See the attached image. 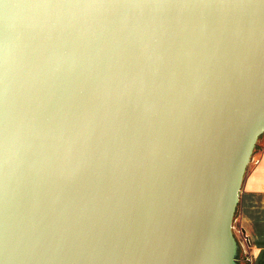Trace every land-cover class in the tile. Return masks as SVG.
<instances>
[{
  "label": "water",
  "instance_id": "1",
  "mask_svg": "<svg viewBox=\"0 0 264 264\" xmlns=\"http://www.w3.org/2000/svg\"><path fill=\"white\" fill-rule=\"evenodd\" d=\"M264 133V0H0V264H240Z\"/></svg>",
  "mask_w": 264,
  "mask_h": 264
},
{
  "label": "rangeland",
  "instance_id": "2",
  "mask_svg": "<svg viewBox=\"0 0 264 264\" xmlns=\"http://www.w3.org/2000/svg\"><path fill=\"white\" fill-rule=\"evenodd\" d=\"M256 168H257V172L254 174ZM263 175H264V138L258 142V145L255 148L251 161L247 167L245 179L248 177L254 183V181L255 182L260 181ZM243 187H245L244 183L242 185V189L240 193V201L233 222V226H235L233 229L237 237V240L239 238L237 230L240 227H242L241 222L239 220V216L242 213V210L250 217V219L252 218L251 224L254 226L253 228L258 230V232L264 231V199H263L264 197L255 196L248 198L243 193ZM237 260L240 264H248L247 261L243 258L241 250H239Z\"/></svg>",
  "mask_w": 264,
  "mask_h": 264
},
{
  "label": "crops",
  "instance_id": "3",
  "mask_svg": "<svg viewBox=\"0 0 264 264\" xmlns=\"http://www.w3.org/2000/svg\"><path fill=\"white\" fill-rule=\"evenodd\" d=\"M257 172V168L254 174ZM245 187H243V193L246 197L263 196L264 197V175L261 177L260 181L250 180L246 178L244 181ZM264 199V198H263ZM252 219V218H251ZM250 217L243 212L239 216L242 227L248 232L252 240V251L254 253L253 264H264V231L258 232L254 226L251 224Z\"/></svg>",
  "mask_w": 264,
  "mask_h": 264
},
{
  "label": "built area",
  "instance_id": "4",
  "mask_svg": "<svg viewBox=\"0 0 264 264\" xmlns=\"http://www.w3.org/2000/svg\"><path fill=\"white\" fill-rule=\"evenodd\" d=\"M237 231L240 250L242 251L243 258L247 261L248 264H253L254 253L252 251L251 236L243 227H240Z\"/></svg>",
  "mask_w": 264,
  "mask_h": 264
},
{
  "label": "trees",
  "instance_id": "5",
  "mask_svg": "<svg viewBox=\"0 0 264 264\" xmlns=\"http://www.w3.org/2000/svg\"><path fill=\"white\" fill-rule=\"evenodd\" d=\"M264 138V133L260 135L259 141L262 140ZM258 145V144H257ZM256 145V147H257ZM236 215V214H235Z\"/></svg>",
  "mask_w": 264,
  "mask_h": 264
}]
</instances>
